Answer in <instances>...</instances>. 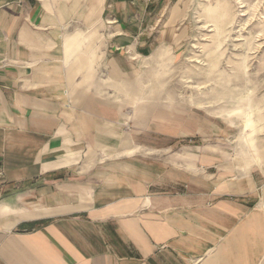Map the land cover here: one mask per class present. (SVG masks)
<instances>
[{"label":"crops","instance_id":"obj_1","mask_svg":"<svg viewBox=\"0 0 264 264\" xmlns=\"http://www.w3.org/2000/svg\"><path fill=\"white\" fill-rule=\"evenodd\" d=\"M163 3L0 0V264H255L264 250L261 169L118 144L134 64L117 47L142 58L167 41Z\"/></svg>","mask_w":264,"mask_h":264},{"label":"rangeland","instance_id":"obj_2","mask_svg":"<svg viewBox=\"0 0 264 264\" xmlns=\"http://www.w3.org/2000/svg\"><path fill=\"white\" fill-rule=\"evenodd\" d=\"M163 1L158 19L167 22V41L142 58L117 47L134 64L132 88L117 94L127 105L118 144L164 149L180 164L191 148L213 163L222 156L226 175L253 168L264 174V0ZM99 22L117 20L106 15ZM102 60L98 54L93 62L98 67ZM138 119L145 129L130 136ZM254 258L264 264V250Z\"/></svg>","mask_w":264,"mask_h":264}]
</instances>
